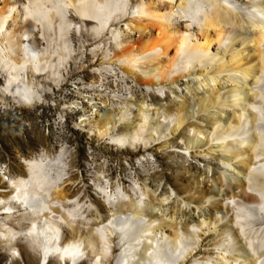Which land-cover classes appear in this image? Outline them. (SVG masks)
Segmentation results:
<instances>
[{
	"label": "bare ground",
	"instance_id": "6f19581e",
	"mask_svg": "<svg viewBox=\"0 0 264 264\" xmlns=\"http://www.w3.org/2000/svg\"><path fill=\"white\" fill-rule=\"evenodd\" d=\"M88 55L58 117L127 164L83 174L62 143L6 165V263L264 264V0H0L3 100L55 101Z\"/></svg>",
	"mask_w": 264,
	"mask_h": 264
},
{
	"label": "rangeland",
	"instance_id": "374dc122",
	"mask_svg": "<svg viewBox=\"0 0 264 264\" xmlns=\"http://www.w3.org/2000/svg\"><path fill=\"white\" fill-rule=\"evenodd\" d=\"M154 31L156 30L154 29ZM72 36L79 43L77 34L73 33ZM90 58L91 55L85 57L84 69L67 74L62 85L58 88L55 87V101L43 100L30 103L21 99L20 104H18L12 96H9L5 101L1 98L3 96L0 95V173L4 174V178H7V174L4 173V171H8L6 165L11 168V175H17L19 173L16 166L23 157H29L45 148L59 149L62 143L70 146L69 151L76 155L83 174L85 158L89 156L90 152L96 155L98 162L102 164L104 157L100 155L108 156L110 160L106 167L113 178L122 172L119 162L122 159L124 164H127L123 159L125 152H115L103 147V145H95L96 141L93 142L87 138L86 132L81 134L73 128L71 117H58L59 102L64 98V94L70 96L80 91L75 81L79 77L84 78L86 81L93 78L94 73L89 66ZM70 69L74 70V67L71 66ZM108 73L106 78V81H108L106 90L110 89L108 93L111 94L114 90L117 94H122L121 96L129 95L130 91L133 94L142 95L141 88L133 85L130 79H128L126 86V82L121 79L120 73ZM95 76V79L101 78L100 75ZM97 97H100V95ZM101 98L105 102H109V97L102 95ZM114 98H116L114 101H119L118 97ZM132 160L135 161V158L133 157ZM156 169L164 170L160 161H156ZM202 178L203 176H200V179ZM86 179V182L92 183L91 179ZM208 183L210 184L211 181ZM0 264H7L6 255L2 252H0Z\"/></svg>",
	"mask_w": 264,
	"mask_h": 264
}]
</instances>
